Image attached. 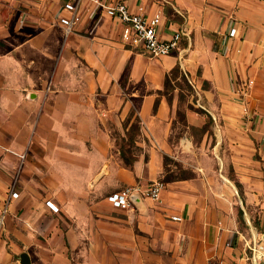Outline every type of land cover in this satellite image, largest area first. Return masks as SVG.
<instances>
[{"label":"crops","instance_id":"1","mask_svg":"<svg viewBox=\"0 0 264 264\" xmlns=\"http://www.w3.org/2000/svg\"><path fill=\"white\" fill-rule=\"evenodd\" d=\"M100 1L159 15V39L182 32L177 48L153 57L124 44L121 23L89 1L65 37L67 0H0V264L21 254L72 264V253L78 264H149L138 248L162 264H255L264 0ZM171 163L187 177L170 176ZM155 181L158 201H107Z\"/></svg>","mask_w":264,"mask_h":264},{"label":"built area","instance_id":"2","mask_svg":"<svg viewBox=\"0 0 264 264\" xmlns=\"http://www.w3.org/2000/svg\"><path fill=\"white\" fill-rule=\"evenodd\" d=\"M89 1L95 6L99 7L107 16L116 19L121 23V39L126 45L132 47H141L146 53L153 57H163L172 53L178 46L182 37V32H175L167 40H161L157 36V27L160 24V16L156 15L150 19L144 16V9L138 7L135 13L131 12L123 3H116L113 5L103 4L100 0H67L61 6V13L66 15H59L58 21L63 28L65 37L69 36L76 26L81 22L83 2ZM236 36V29L231 28L228 32L229 38ZM253 82H248L247 88L250 89ZM237 113L241 117H245L248 113L246 107L238 108ZM24 156L20 158L23 159ZM165 184L161 181L152 182L147 187L135 184L127 186L122 190L112 193L107 197L109 204L119 210H127L133 205L132 197L140 196L152 201H158ZM18 197L16 192L11 190L9 199ZM7 200V201H8ZM8 202H6L0 215V235L4 223L5 213L7 212ZM46 206L53 212H57V207L52 203L46 202ZM173 221H179L177 217L172 218ZM255 256V264H264V243L258 249H252Z\"/></svg>","mask_w":264,"mask_h":264},{"label":"rangeland","instance_id":"3","mask_svg":"<svg viewBox=\"0 0 264 264\" xmlns=\"http://www.w3.org/2000/svg\"><path fill=\"white\" fill-rule=\"evenodd\" d=\"M173 167H174V163H171V168H172L173 172L171 173L170 176H172V177H176V178L187 177V173L181 171L179 168L174 169ZM136 249H137V248H136ZM124 250H125V249H124ZM138 250H139V253H138V252H135V256H136V255H137V256H138V255H142V253H147V254L149 255V258H151V262H149V264H162L161 261H154V260H152V258L155 257V252H154L152 249H151V254L148 253V252H143V250H142L141 248H138ZM124 252H125V251H124ZM69 256H70V255H69ZM70 257H71L70 259H72V260H71L72 264H78V262H76V260H75L76 257L74 256L73 253H72V255H71ZM8 264H18V256L13 255V257H12V259H11V262H9ZM118 264H125V263H123V262L121 261V262L118 263ZM135 264H138V262L135 263ZM139 264H147V263H146V262H143V263H139Z\"/></svg>","mask_w":264,"mask_h":264},{"label":"water","instance_id":"4","mask_svg":"<svg viewBox=\"0 0 264 264\" xmlns=\"http://www.w3.org/2000/svg\"><path fill=\"white\" fill-rule=\"evenodd\" d=\"M20 264H30L29 258L26 254L20 255Z\"/></svg>","mask_w":264,"mask_h":264},{"label":"trees","instance_id":"5","mask_svg":"<svg viewBox=\"0 0 264 264\" xmlns=\"http://www.w3.org/2000/svg\"><path fill=\"white\" fill-rule=\"evenodd\" d=\"M122 156H123V152H122V154H121Z\"/></svg>","mask_w":264,"mask_h":264}]
</instances>
